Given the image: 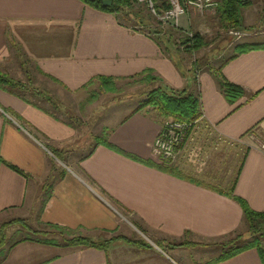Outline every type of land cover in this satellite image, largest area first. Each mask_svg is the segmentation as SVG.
Returning <instances> with one entry per match:
<instances>
[{
	"label": "crops",
	"instance_id": "obj_1",
	"mask_svg": "<svg viewBox=\"0 0 264 264\" xmlns=\"http://www.w3.org/2000/svg\"><path fill=\"white\" fill-rule=\"evenodd\" d=\"M251 2L240 10L243 25L251 29L236 37L224 58L230 59L221 66L224 77L243 89L230 102L209 70L224 59L217 65L198 64L192 71L195 60L184 65L170 37L136 30L114 13L81 0H0V66L23 56L41 76H51L72 92L97 75L127 80L150 69L160 86L197 92L199 123L218 138L245 146L224 189L193 166L188 153L182 152L173 163L184 177L94 142L75 168L54 163L51 170L50 149L67 151L77 139L76 128L42 105L0 88V215L31 216L50 179L48 198L42 205L38 201L37 221L100 240L111 236L137 240L136 231L147 243L121 238L112 240L105 251L20 242L0 264H204L221 252V246H211L213 242L247 233L239 199L264 211V46L235 49L239 43H264V36L257 33L264 18ZM200 23L186 13L174 25L187 35L189 26ZM164 119L154 108L130 111L110 127L108 142L160 164L152 143ZM58 168L66 170L63 176L56 173ZM159 240L194 244L161 247ZM213 264H264V251L250 247Z\"/></svg>",
	"mask_w": 264,
	"mask_h": 264
},
{
	"label": "rangeland",
	"instance_id": "obj_2",
	"mask_svg": "<svg viewBox=\"0 0 264 264\" xmlns=\"http://www.w3.org/2000/svg\"><path fill=\"white\" fill-rule=\"evenodd\" d=\"M251 3L254 8L260 10L264 18V0H252ZM123 12H126V14ZM123 12L121 14L118 13L121 20L127 25L133 26L134 29L143 28L144 30L146 28H153L154 30L160 31L164 38H167V36L170 37V41L181 52L180 59L184 60V65L186 66L191 65L190 62L193 60L200 66L208 65L211 61L217 65L227 56V51H231L234 42L238 40L236 34L233 33V29L226 30L221 27L216 11L213 13L199 14L192 10L187 12V14H191L194 18L201 20V23L198 27L189 26V31L191 33L199 32L206 40V44L196 51L188 52L183 49L182 45V40L187 36L186 33L174 24L159 22L144 6L137 3L136 0L133 1L130 10L126 11L124 9ZM137 21L141 25L139 23L137 24ZM239 31L242 32L243 30ZM257 33L263 38L264 25L259 27ZM180 45L182 49L179 48ZM0 67L5 68V71L0 70V72L5 73L11 79L21 82L28 87L27 89L12 88V92L6 89L3 90L23 100L42 105L47 111L61 119L71 122L76 128V141L69 146L67 151H62V160L55 158L53 155L54 157H51L50 161L51 164H65L70 168H75L79 159L88 151L92 143H95L94 137L104 136L110 127L134 109L154 108L162 116L154 105L149 104L138 108L144 102L150 90L159 86L156 81L157 79L147 80L143 75L127 80L114 79L111 84L106 85L107 87L96 82L90 84L88 87H84L82 90L72 92L65 89L64 86L51 77L41 76L30 66V63L23 56L18 55ZM191 92L195 93V91ZM46 98L50 100H46ZM9 113L11 116L13 115L11 112ZM201 116L193 124L188 123L184 128L182 139L176 148V154L173 160L175 162L182 152H185V154L188 153V157L191 158V164L202 168L205 174L209 176L208 179L210 182L224 189V180L230 179L235 175L245 146L239 141H226L215 136L207 126L199 123ZM167 119L175 120L172 117H167L163 120L161 126H163L164 121ZM159 157L161 161L164 160L162 156ZM61 170V168H58L56 171V173L58 172V176ZM42 199L43 196L39 197L38 201ZM38 201L32 206L31 216L20 218L24 220L23 223L25 225L19 222H11V220L18 217L12 218L7 215H0V262L20 242L31 241L45 244L33 240H24L11 246L21 238L28 236L35 237L32 234H28L27 227L30 229L29 231L45 230L47 231L46 234L40 233L37 237L54 238L58 242H62L63 236H83L71 232L66 235L60 234L56 228L46 226L44 223L37 221L36 214L40 204ZM132 230L134 231V229ZM134 232L139 239L145 240V236L136 231ZM240 235L237 239L240 242L244 243L250 239L248 232L244 236L242 234ZM260 239L264 246V234L261 235ZM165 243L168 244V242ZM221 243L222 241L213 242L211 246H220ZM46 245L55 246L51 244ZM165 247L167 246L165 245Z\"/></svg>",
	"mask_w": 264,
	"mask_h": 264
},
{
	"label": "trees",
	"instance_id": "obj_3",
	"mask_svg": "<svg viewBox=\"0 0 264 264\" xmlns=\"http://www.w3.org/2000/svg\"><path fill=\"white\" fill-rule=\"evenodd\" d=\"M83 3L90 5L96 9L105 11V12H111L114 13L117 18H119V21H121L120 16L118 13H122L124 9L126 11L130 10L133 4L134 0H113L111 5L107 6L104 5L101 0H81ZM250 3V0H219L216 12L219 17V22L220 25L223 29H233V30H247L251 29L250 27H245L242 23L241 19V13L240 10L242 7L248 5ZM126 14V12H123ZM139 22L137 21V24ZM139 25H141L139 23ZM143 25V24H142ZM147 25V24H146ZM149 26V25H147ZM133 27V26H132ZM136 29V28H135ZM136 30L140 31H148L147 33H160V31L154 30L153 28H146L143 30V28H138ZM206 44V41L204 40L203 36L199 32H192L191 35H187L183 40H182V45L185 51L188 52H193L198 50L199 48L203 47ZM264 46V43H239L235 46V49L238 52L244 51V50H249V49H254V48H260ZM230 59V58H228ZM228 59H224L218 66H210L209 70L210 72L215 76L217 83L219 85L220 90L224 94L225 98L233 102L236 100L238 97H240L243 94V89L228 81L224 75L221 72V66L226 62ZM198 63L196 61L193 62L192 64V71H196L198 69ZM46 75V74H45ZM147 79V80H154L157 79L156 76L151 74V70L147 69L139 74H136L135 77H140L142 76ZM51 77V76H48ZM52 78V77H51ZM54 79V78H52ZM114 77L111 76H103V75H97L92 77L88 83L85 85V87H88L90 84L98 82L100 85L107 87L106 85L111 84V82L114 80ZM57 81L56 79H54ZM58 82V81H57ZM0 88L6 89L8 91L12 92V88H20V89H27V85L15 81L11 79L8 75L5 73L0 72ZM36 91V90H35ZM34 91V93H36ZM46 100H50L46 98ZM154 105L160 112V114L167 118V117H172L177 121H183L186 123L193 124V122L202 115V109H201V104L199 100V94L197 92L193 93L191 91H186V90H173V89H168L163 86H158L156 88H153L150 90V92L147 94L146 99L144 102L139 105L138 108L143 107L145 105ZM136 108V109H138ZM135 110V109H134ZM136 111V110H135ZM52 114V113H51ZM53 115V114H52ZM110 129L104 134V136L94 137L95 144L98 143H103L106 146H109L116 151L134 159L140 162H143L145 164L149 165H155L165 171L171 172L175 175L179 176H184L177 168L173 167V162L174 160H167L164 159L163 161H160V164H155L151 160L148 159H142L138 157L137 155L127 153L125 151H122L121 149L115 147L111 143L108 142V134H109ZM52 154L55 156V158H58L59 160H62V151L61 149H55L51 148L50 149ZM6 164L14 169L15 171L21 173L24 175L26 178H29L30 175L26 172H24L22 169L17 167L14 164L6 162ZM53 165L51 164V170ZM65 169L62 168L59 176H63L65 173ZM185 177V176H184ZM52 182L47 180L44 185H43V199L41 200V205L44 204L45 200L49 196V192L47 190L51 189ZM226 193H231V188ZM239 202L241 204V207L243 209V213L245 215L246 221L248 223V228L247 232L248 235H250V239L246 242H240L237 240L241 235L236 234L233 237H230L220 244L221 246V252L220 254L205 262L204 264H213L218 261L233 257L234 255L250 248V247H257L260 252L264 251L262 242H261V235L264 234V211H256L253 210L248 206V204L245 202L243 199H239ZM11 222H19L22 225H25L23 222L24 220L20 218H16L14 220H11ZM44 225L56 228L60 234H70L71 230L65 226H61L55 223H49L46 222ZM263 229V230H262ZM26 230H28V234H32L33 236H28L25 238H21L18 241L14 242L11 246L15 245L16 243L24 240H33V241H38L42 242L45 244H51V245H63V246H70V247H78V246H83V247H95L99 249H104L105 251L108 248V245L112 240L115 239H124L126 241H131L133 243H136L138 245H143L147 246V243L141 239L137 240H130L128 238H123L122 236H113L109 239H92L86 236H80V235H73L71 237H62V242L56 241L54 238H38L37 235L40 233L46 234L47 231L43 230H32L29 231L30 229L27 227ZM156 244L161 247H165V245L169 246H178V245H193V242L189 241H181V242H168L163 243L161 240L156 241ZM10 246V247H11ZM109 264V263H108Z\"/></svg>",
	"mask_w": 264,
	"mask_h": 264
},
{
	"label": "built area",
	"instance_id": "obj_4",
	"mask_svg": "<svg viewBox=\"0 0 264 264\" xmlns=\"http://www.w3.org/2000/svg\"><path fill=\"white\" fill-rule=\"evenodd\" d=\"M136 2L144 6L159 22L176 24L180 15L192 10L199 14L215 12L219 0H136ZM233 33L240 37L243 32L233 30ZM187 35H191V32L189 31ZM187 125L188 123L183 121L165 120L152 143L154 154L173 160L182 139V132Z\"/></svg>",
	"mask_w": 264,
	"mask_h": 264
},
{
	"label": "water",
	"instance_id": "obj_5",
	"mask_svg": "<svg viewBox=\"0 0 264 264\" xmlns=\"http://www.w3.org/2000/svg\"><path fill=\"white\" fill-rule=\"evenodd\" d=\"M112 1H113V0H101V2H102L104 5H107V6L111 5Z\"/></svg>",
	"mask_w": 264,
	"mask_h": 264
}]
</instances>
